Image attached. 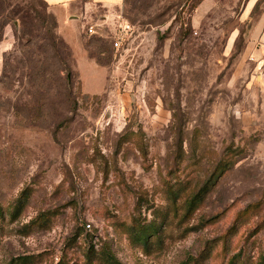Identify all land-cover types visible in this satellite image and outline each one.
Instances as JSON below:
<instances>
[{"label":"rangeland","instance_id":"374dc122","mask_svg":"<svg viewBox=\"0 0 264 264\" xmlns=\"http://www.w3.org/2000/svg\"><path fill=\"white\" fill-rule=\"evenodd\" d=\"M1 5L20 30L4 61L39 57L38 10L71 71L0 81V264L262 263L264 47H246L264 0H126L67 40L40 0Z\"/></svg>","mask_w":264,"mask_h":264},{"label":"trees","instance_id":"16d2710c","mask_svg":"<svg viewBox=\"0 0 264 264\" xmlns=\"http://www.w3.org/2000/svg\"><path fill=\"white\" fill-rule=\"evenodd\" d=\"M42 3H44L46 6L47 3L43 0H40ZM126 0H123L122 4H125ZM1 11H0V40L2 39L3 36V29L6 25L10 24L13 28V37H14V44H16V40L18 39V34L20 33V30L18 27H15L13 22L14 20L9 17L8 15H4V10L5 7L4 5H1ZM35 16L33 17L32 21H35L33 25L37 28H46L45 31V43L42 45H38L40 55H38V58H35L36 54L32 52H26L24 56L23 54V59H17V63L20 67V79L19 82L21 83L22 80L27 77L28 81L30 82V85H35L38 84L39 87H44L45 90L52 89L53 86H60V74L62 72H70V64H69V58H70V53L68 51L67 46L63 43L62 39L55 35L50 29V27H46V18L45 16H42L41 13L37 10L34 11ZM2 17V18H1ZM49 17L53 19L50 15ZM23 22L20 23L19 25L24 27L26 26V17H23ZM54 26H55V21L53 19ZM24 29V28H23ZM25 33V32H23ZM22 34V33H21ZM96 34V33H93ZM23 35V34H22ZM29 42V41H28ZM13 44V47H14ZM87 49V48H86ZM49 51V53L47 52ZM89 52V50H88ZM91 56H93V53H91ZM67 58V59H66ZM5 59V55H4ZM37 81V82H36ZM231 166L230 163H226L224 165V168H221V171L223 169H228ZM211 180H209L207 183H209ZM207 183H204L200 186V189L194 193H190V195L185 199L184 201V206H185V211L186 214H191L196 206L197 202L199 201V198L201 197V192L200 190L205 189V185ZM150 231H155L152 225H148L146 228H142V232L144 233L147 230ZM143 234V233H142ZM88 257H91V255H88ZM101 260H104L107 264H120L116 258L110 254L109 252H105L101 254ZM31 256H22V257H17L12 259V262L10 264H19L21 262L22 264H28V262L31 260ZM91 259V258H90ZM61 260L57 263L59 264ZM184 264H189V262H185ZM264 264V260L262 263Z\"/></svg>","mask_w":264,"mask_h":264},{"label":"crops","instance_id":"0c3cea01","mask_svg":"<svg viewBox=\"0 0 264 264\" xmlns=\"http://www.w3.org/2000/svg\"><path fill=\"white\" fill-rule=\"evenodd\" d=\"M47 3L50 11L56 16L58 29L61 26L69 30V34H63L65 40L68 38L79 39L78 21L94 7L114 8L122 5L123 0H43ZM61 25V26H60ZM63 33V32H62ZM67 37V38H66ZM13 30L10 24L3 29V36L0 40V81L7 83L18 82L19 68L13 58L4 61V55L13 45ZM255 42L254 50L259 53L264 47V7L259 17L252 26L248 35L247 49ZM252 58V57H251Z\"/></svg>","mask_w":264,"mask_h":264},{"label":"built area","instance_id":"2783aa9c","mask_svg":"<svg viewBox=\"0 0 264 264\" xmlns=\"http://www.w3.org/2000/svg\"><path fill=\"white\" fill-rule=\"evenodd\" d=\"M124 26V25H123ZM126 29H130V25L129 24H125L124 27H122V31H126ZM97 30L96 26L94 25H90L88 28H87V31L89 33H94L95 31ZM113 46L114 47H119V37H117L114 41H113Z\"/></svg>","mask_w":264,"mask_h":264}]
</instances>
